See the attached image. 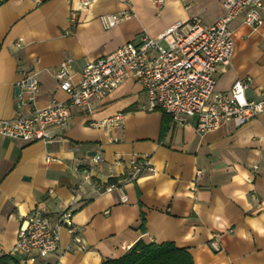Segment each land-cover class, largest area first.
Here are the masks:
<instances>
[{"label":"crops","instance_id":"obj_1","mask_svg":"<svg viewBox=\"0 0 264 264\" xmlns=\"http://www.w3.org/2000/svg\"><path fill=\"white\" fill-rule=\"evenodd\" d=\"M79 7L80 0L0 3V120L16 116L17 82L25 70L39 80L38 107L53 98L68 101L56 78L65 60H73L77 81L89 61L127 42L156 37L193 17L212 25L224 14L222 0H90L86 11ZM118 11L133 16L104 28L99 17ZM231 28L234 54L229 66L218 67L217 90L250 77L247 97L260 101L264 16L254 28L242 14ZM146 105L145 90L127 79L104 99L72 107L70 128H52L50 142L0 133V257L20 264H101L143 240L184 248L194 264H264V111L242 126L230 122L199 132L197 117H189L184 124L169 121L163 131L165 113ZM118 112L124 114L119 124H93ZM96 155L99 163L92 161ZM135 156L148 157L153 170L124 185L122 202L119 191L104 188L125 179ZM69 205L81 244L63 229L55 255L30 263L15 252L23 219L43 209L53 223ZM214 238L220 251L210 245Z\"/></svg>","mask_w":264,"mask_h":264},{"label":"built area","instance_id":"obj_2","mask_svg":"<svg viewBox=\"0 0 264 264\" xmlns=\"http://www.w3.org/2000/svg\"><path fill=\"white\" fill-rule=\"evenodd\" d=\"M89 5L90 0H80L79 10L86 11ZM222 5L224 14L212 25L193 17L189 21H177L156 37L145 34L139 42H127L120 49L89 61L77 81L72 73L73 60H65L57 69L56 78L59 88L68 94V101L53 98L45 107H38L39 80L35 71H23L17 82V114L14 118L0 120V133L28 143L50 142L52 128H70L72 107L86 108L92 101L104 99L127 79H134L145 90L147 110H161L173 123L184 124L189 117H197L199 132L216 130L230 122L237 126L246 124L264 111V92L260 101L247 97V88L252 83L250 77L237 79L229 90H217V73L218 67H227L232 62L235 49L232 22L244 14L245 22L257 28L263 21L264 0H222ZM132 16L131 12L118 11L104 13L99 19L102 26L109 29ZM123 118L124 114L118 112L93 124H119ZM101 160V155L92 158L94 163ZM115 163L120 165L123 161L117 159ZM152 170L148 157L135 156L127 163L125 179L105 185L104 191H119L121 201L127 202L124 185ZM257 172L258 167L254 166V175ZM72 207L69 205L61 211L53 223L43 209L33 211L21 222L15 252L24 255L25 261L30 263L55 255L61 252L63 229L81 244ZM210 245L216 251L221 250L217 238L212 239ZM42 264H61V261Z\"/></svg>","mask_w":264,"mask_h":264},{"label":"trees","instance_id":"obj_3","mask_svg":"<svg viewBox=\"0 0 264 264\" xmlns=\"http://www.w3.org/2000/svg\"><path fill=\"white\" fill-rule=\"evenodd\" d=\"M4 1L6 0H0V3ZM169 121L170 117L165 113L163 131ZM0 264L20 263L10 255H3L0 257ZM101 264H194V261L184 248H179L173 243L155 244L140 240L122 257L109 259Z\"/></svg>","mask_w":264,"mask_h":264},{"label":"water","instance_id":"obj_4","mask_svg":"<svg viewBox=\"0 0 264 264\" xmlns=\"http://www.w3.org/2000/svg\"><path fill=\"white\" fill-rule=\"evenodd\" d=\"M16 92H17V93L19 92V88H18V87L16 88Z\"/></svg>","mask_w":264,"mask_h":264}]
</instances>
